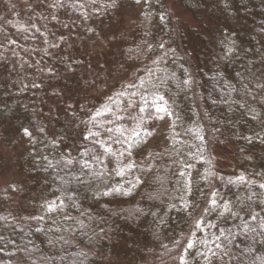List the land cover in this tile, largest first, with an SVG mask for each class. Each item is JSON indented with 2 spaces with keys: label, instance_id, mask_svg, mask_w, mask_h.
<instances>
[{
  "label": "trees",
  "instance_id": "trees-1",
  "mask_svg": "<svg viewBox=\"0 0 264 264\" xmlns=\"http://www.w3.org/2000/svg\"><path fill=\"white\" fill-rule=\"evenodd\" d=\"M180 1L207 24L195 62L162 0H0V183L24 181L0 186V264H106L136 239L182 264L191 238L200 264H264V196L245 217L210 196L225 162L264 193V0Z\"/></svg>",
  "mask_w": 264,
  "mask_h": 264
},
{
  "label": "rangeland",
  "instance_id": "rangeland-1",
  "mask_svg": "<svg viewBox=\"0 0 264 264\" xmlns=\"http://www.w3.org/2000/svg\"><path fill=\"white\" fill-rule=\"evenodd\" d=\"M166 5V8L172 12L173 18L176 21L175 26L177 24V31L175 38V44L178 46L180 52L190 61L195 62V56L193 54V49L199 46V43L206 39L207 36V24L204 22H200L194 19L183 6V2L180 0H162ZM185 1V0H184ZM188 1V0H187ZM82 2V1H81ZM175 45V46H176ZM176 46V48H177ZM196 74V68L193 63H189V75L190 78L193 80L194 75ZM100 74H97L96 79H94L91 84L97 90L99 87H102L103 84L98 86V83L101 82ZM195 78V77H194ZM125 85L130 88V84H132L131 80H124ZM113 84H116L113 79ZM117 93H115L116 95ZM135 108L129 107L127 112L134 110ZM124 115H127L124 112ZM168 118V115H167ZM166 124V121H165ZM164 130V125L160 126L157 130V135H161L162 131ZM163 136V133L162 135ZM230 167L228 162L222 163L219 167V176L217 179V184L214 186L213 190L210 192V196H212V202L215 200H222V202L228 206L229 210L233 212L231 216L240 215L245 217L247 214L253 212V210L259 211L261 210L260 207V199L264 196V193L256 192L257 189H254L252 184H245L243 179H241V175L238 173H231ZM11 180L13 182H23L22 178L18 176L16 173L7 177V183ZM7 183L1 182V187L8 186ZM257 206V207H256ZM259 209V210H258ZM221 211V210H220ZM236 214H235V213ZM261 213H264L261 210ZM228 216V217H231ZM220 220L214 215L213 217H209L206 219L204 225H200L199 228L194 225L195 230L197 232L198 238L201 241L202 247L207 246L213 238L216 237L218 231L221 230ZM200 223V221L198 222ZM219 224V227H215ZM220 228V229H219ZM192 242L191 240L188 241V244ZM149 248V240L145 239H136L129 245L125 246V250L119 254L113 260H109L106 264H174V261L178 259V255L175 256V259H171V257L162 259V261H154L150 258L147 254ZM199 251H193L192 247L189 248L188 245L183 247L182 251L180 252V258L183 262L182 264H200L197 260ZM154 261V262H152Z\"/></svg>",
  "mask_w": 264,
  "mask_h": 264
},
{
  "label": "snow or ice",
  "instance_id": "snow-or-ice-1",
  "mask_svg": "<svg viewBox=\"0 0 264 264\" xmlns=\"http://www.w3.org/2000/svg\"><path fill=\"white\" fill-rule=\"evenodd\" d=\"M161 99H162V98H161ZM157 110H158V111H161V112H166V111H167V109L164 108V107H158ZM241 179H242V178H241ZM261 187H264V185H261ZM104 194L107 195L108 193H104ZM212 203H213V205H215V201H213ZM196 226L199 227V226H200L199 223H197ZM188 247L191 248V247H193V245L190 243V244H188ZM215 247H216V248H220L221 245H220V244H215ZM210 251H211V249H210ZM212 255L215 256L216 253H215V252H212Z\"/></svg>",
  "mask_w": 264,
  "mask_h": 264
}]
</instances>
